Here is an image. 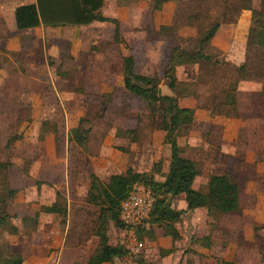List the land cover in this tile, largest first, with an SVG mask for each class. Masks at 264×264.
Segmentation results:
<instances>
[{
    "label": "rangeland",
    "instance_id": "obj_1",
    "mask_svg": "<svg viewBox=\"0 0 264 264\" xmlns=\"http://www.w3.org/2000/svg\"><path fill=\"white\" fill-rule=\"evenodd\" d=\"M172 1L176 5L165 10L168 14L172 13V23L157 30L156 11L152 9V2L107 0L104 13L111 16L119 11L127 22L136 14L142 24L141 28L135 31L130 29L126 35L122 32L123 46L104 41L90 44L92 54H86L85 45L80 46L82 63L88 64L91 61L96 67V70L90 72H76L67 65L70 70H64L65 60L71 57H67L66 52L73 48L69 38L75 35L88 37L97 31L88 28L83 31L70 28L64 31L61 47L65 50L61 55L66 56L49 55L54 69L52 73L62 81L37 89L42 100L34 105L27 104L33 116L37 117L34 119L32 115H25L29 117L30 123L11 127V115H0V161L24 162V171L33 172L37 176H29V179L23 181L16 176L18 189L15 195H10L6 188L1 191L0 187V201H4L1 206L10 214L8 224L0 226V257L19 253L24 257L23 264H86L92 254L103 248L97 234L100 231H106L113 245H129L130 236L125 227L117 225L106 216L100 220V214L104 215V211L96 204L94 197L100 191L94 185L107 184L111 175L125 174L129 167L136 172L150 174L157 181H164L172 152L170 144L166 142V132L154 125L158 124L156 119L161 116L160 112L154 116L155 120L152 119L153 115L146 103L127 93L116 74L112 77L110 73V79H106L107 74L98 70L106 58L103 53L110 50L116 61L123 48L126 52L137 48L145 55V43L151 41L157 47L159 38L165 36L169 39L165 44V61L169 63L171 50L180 47L174 64H191L193 53L200 47L199 41L217 23L236 20L251 2L257 10H264V0ZM132 3H136V8ZM100 31L107 35V30L102 28ZM249 52V74L259 75L254 78L264 82L261 62L264 50L254 45ZM85 54L88 56L85 57ZM200 68L197 80L179 90L186 91L185 95L202 96V101L218 105L224 97V87L232 80L233 70L228 65L214 67L212 61L208 60L202 61ZM183 71L186 72L187 68ZM156 74L162 76V69L156 71ZM166 81L163 83L167 84ZM1 95L5 93L0 92V112L5 114L11 104H7ZM223 112L225 115H233L236 110L228 107ZM81 121L86 140L77 144L69 141L68 136L70 130ZM187 128L181 130L179 142L185 145L181 146L183 152L194 156L199 163L201 173L196 179V188L206 191L210 175L224 170L243 189L240 210L231 214H217L202 208L183 214L175 223V227H180L183 232L178 242L181 246L178 248V257L172 258L163 256V251L168 249L166 247L171 246V242L162 236L164 231L167 232L165 224L144 221L138 227L142 234L137 233V236L145 242V247L136 253L126 248L129 251L126 257L108 264H139V259L152 264H219L224 260H231L235 264H264L263 193L256 200L249 198L247 186L244 187L247 173L236 168L234 162L227 158L229 152H224L226 158L215 168L212 151H199L198 147L189 149ZM49 133H56L53 135L55 151H48L47 157L40 164L42 171L49 168L45 176L35 170L39 169L36 162L40 143L46 141ZM227 148L228 145L223 144L222 150ZM50 177L61 182H45ZM172 203L174 208L182 209L181 197L173 198ZM50 207L58 211H44ZM23 218L26 219L23 221ZM12 227H19V231L14 233ZM158 230L161 235H157ZM207 235L209 238H206ZM200 238H204V242L199 241Z\"/></svg>",
    "mask_w": 264,
    "mask_h": 264
},
{
    "label": "crops",
    "instance_id": "obj_2",
    "mask_svg": "<svg viewBox=\"0 0 264 264\" xmlns=\"http://www.w3.org/2000/svg\"><path fill=\"white\" fill-rule=\"evenodd\" d=\"M120 1L122 0H117V2ZM106 2L107 0H105L102 7V13L107 17L119 20L121 33L123 32V34L126 35L127 31L130 32V29L135 31L136 28H141L142 24L138 16H136V14L134 15V13V17L130 22H127V19H125L119 11L111 16L104 13ZM35 3H37V0H0V92L2 94L5 93V95H1V97L4 98L7 104H11L10 110H5V114L2 111L0 115H11V121H9L11 127L20 126L21 123V125H23V123H28L30 119L25 115H32L34 119L37 117V115L33 116V111L27 106V104L34 105L36 102L42 100V95L37 89L44 86L50 87V84L56 85V82L62 81V79H57L55 74L52 73L54 69L53 66H51L49 55L57 56V54H59L61 57H65L66 55L67 57H73L72 59L70 57L65 60L66 64L64 70H70V68H72L75 69L76 72H90L91 70H96V67L91 61L88 64L87 62L82 63L79 52L80 46L85 45L87 48L86 54H92L90 51V44L92 45L103 41L107 42V44L117 46L123 44V39L122 42L115 43V24L110 21H96L92 24L83 26L67 25L53 27L40 25L29 29H19L16 23V8L21 5ZM123 5L125 6L124 3ZM132 5L136 8V3H132ZM174 5H176L174 1H169L165 3L163 9L154 10L152 3V9L156 11L157 20L155 19V24L157 30H161L163 25L172 23V13L168 14L165 10L171 9ZM163 14H166V16H163ZM252 15V10L244 8L236 20L221 22L218 31L207 45L204 54L215 60L230 62L232 65L239 66L243 64L247 59L248 36L252 25ZM69 28L73 31H83V29L88 28L97 31V33L95 32V34H91L88 37H77V35H75L72 39L69 38L70 42L73 43V48H70L69 51L67 50L66 55H61L62 51L65 50L61 47L62 41L64 40L62 33ZM102 28L107 30V35L106 32L105 34H102V31L99 32V29ZM104 35L106 37H104ZM168 41L169 39L167 37H160L158 43H156L157 47L154 46V42L148 41L145 43V55L142 54V50L139 51L137 48L128 50V52L123 48L124 50L119 54V59H117V61L114 54L108 50L107 53H103L104 56L106 55V58L98 70L107 74L106 79H110V73H112V77L116 74L124 89L123 58L128 54H132L135 58L136 73L151 77H159L161 79L160 87L162 92L164 94L177 96V93L173 92L168 87V81H166L167 84L163 83L167 80L165 78V72L171 63L173 55L172 49L170 58H168L169 63L165 61V44ZM49 42L53 45L52 47H49ZM86 54L85 57L88 56ZM55 60L56 59H54V61ZM202 61L206 60L202 59L199 62H193L191 64L183 63L177 65V78L185 82L197 80ZM66 65L70 68H67ZM184 68H187L186 72L183 71ZM160 69H162V76L156 74V71ZM261 91H263L262 82L252 79L240 80L235 93V104L224 106V109L228 107L235 108L236 112L233 115H225L223 111L215 110L211 105H205V101L202 103V96L194 97L185 95L179 97V104L181 107L193 108L195 110L194 121L187 128L188 148L198 147L199 151L207 153L212 151V161L215 163V168H218L221 161L226 158L224 152H229L230 154L227 158L234 162L236 168L247 173H245L244 187L245 185L247 186V192L250 194L249 198L252 200H256L261 193L264 195V96L258 94ZM1 104H4V102ZM23 105H25V107H22ZM25 126L26 125L23 127ZM55 134L53 133V135ZM53 135H50V133L47 134L46 141H41L39 146L38 162H36L39 169L35 171H39L45 176H47L46 171H48L49 168L45 169L46 171H42V169H40V164H42L43 159L47 157L46 153H48V151H50V153H52L53 150L55 151V140ZM216 136L217 138H215ZM241 137H244V139L241 140ZM223 144L228 145L225 151L222 150ZM179 145L182 147L185 146L180 142ZM50 155L48 156L50 157ZM183 155L195 160L194 156L186 155L185 152H183ZM9 161H11V166L8 170V179L13 189H18L15 184L16 176L20 178V181L29 179V176L37 177L33 172L26 173L24 171V162ZM212 174H227V172L222 170L221 172H213ZM50 178L51 179H46L45 182H52L54 184H59L61 182V180L58 182L54 179L52 180V177ZM206 185L208 184L206 183ZM194 187L196 188V180L194 182ZM242 194L243 189L241 187V197ZM178 196L182 199V209H186L187 202L185 195L181 194ZM200 209L202 208H197L194 211L196 212ZM178 231L180 237L177 239H175L172 234H167L166 231L162 233V236L166 237L165 239L171 242V246L165 249L171 251L164 256L171 258L178 257V248L181 246L180 244L178 245V242L183 236L180 227H178ZM156 233L159 235L160 231ZM208 236L209 235L206 237ZM203 239L204 238H200L198 240L203 241Z\"/></svg>",
    "mask_w": 264,
    "mask_h": 264
},
{
    "label": "trees",
    "instance_id": "obj_3",
    "mask_svg": "<svg viewBox=\"0 0 264 264\" xmlns=\"http://www.w3.org/2000/svg\"><path fill=\"white\" fill-rule=\"evenodd\" d=\"M153 3L154 10L163 9L165 3L172 0H149ZM105 0H37L35 4L21 5L16 8V23L19 29H29L40 25L45 26H83L96 21H110L115 24V43L122 42V33L120 22L116 18L107 17L102 13V7ZM244 8L252 10V25L249 30L248 48L246 61L237 66L227 61L214 60L204 54V47L207 46L214 37L221 23H217L209 30L199 41L198 51L193 53V62H199L202 59L212 61L213 66L228 65L233 70L232 80L226 89L223 99L218 105L209 104L206 100L205 105H211L215 110L223 111L225 105L235 104V93L240 80H257L263 83V91L259 95L264 96V82L254 77L259 76L253 73L249 74L251 47L256 45L264 50V10H257L252 2ZM162 29V28H161ZM181 48L173 49L171 63L165 72V78L168 80V87L177 92L176 95L164 94L161 90V80L157 77L138 74L135 71V58L128 54L123 58L124 89L127 93L138 97L146 103L150 114L155 115L160 112L156 120L157 127L166 132V142L171 146V162L169 171L165 175L164 181H157L150 174L136 172L132 167L127 169L125 174L111 175L109 182L102 186L94 185L96 192V204L102 207L104 215L100 214V220L106 216L116 222L117 225L124 227L120 218V208L122 201L129 195L136 183L143 182L152 187L155 195V204L149 219L153 224H165L167 234H172L175 239L180 237L175 223L180 220L183 214L194 211L197 208H208L217 214H231L241 208V185L232 179L229 174H212L209 177L207 190L201 191L194 187L196 178L200 175V166L196 160L183 155V149L179 145V136L184 127L189 126L194 121L195 110L193 108L181 107L179 97L185 96L186 91L179 90L189 82L180 81L176 76V64L174 60L176 54ZM261 62L264 67V52ZM234 82V84H233ZM201 97V96H200ZM203 103V101H202ZM69 141L82 144L86 140L85 129L82 127V121L70 130ZM11 166L9 162L0 161V187L1 191L5 188L10 195H15L16 189L9 187L8 170ZM93 178V176H92ZM96 181V180H95ZM93 179L91 181V184ZM92 187V185H90ZM98 191V190H97ZM184 194L186 197L187 208L176 209L173 206L172 199L178 195ZM4 201H0V226L8 224L10 214L2 208ZM6 204V203H5ZM4 204V205H5ZM2 205V206H1ZM45 212H57L55 207L45 208ZM27 218V217H26ZM25 218V219H26ZM24 219V220H25ZM23 220V221H24ZM14 233L19 231V227H12ZM137 233L142 234V230L137 228ZM106 232V231H105ZM104 231L97 232L103 245L102 250L92 254L86 264H108L118 258L126 257L129 253L123 245H113L109 242V236ZM208 238V237H206ZM208 244V243H207ZM171 250H164L163 256ZM24 257L19 253H10L7 256L0 257V264H23ZM139 264L147 263L144 259L138 260ZM219 264H235L233 261L224 260Z\"/></svg>",
    "mask_w": 264,
    "mask_h": 264
},
{
    "label": "built area",
    "instance_id": "obj_4",
    "mask_svg": "<svg viewBox=\"0 0 264 264\" xmlns=\"http://www.w3.org/2000/svg\"><path fill=\"white\" fill-rule=\"evenodd\" d=\"M154 204L153 189L143 182L136 183L121 203L120 218L130 236V242L126 248L133 253L139 252L145 247V242L137 236L136 229L149 219Z\"/></svg>",
    "mask_w": 264,
    "mask_h": 264
}]
</instances>
